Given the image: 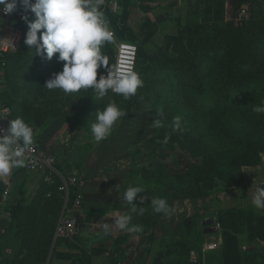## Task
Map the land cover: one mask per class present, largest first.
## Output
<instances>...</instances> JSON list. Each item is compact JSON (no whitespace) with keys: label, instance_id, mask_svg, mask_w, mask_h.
I'll list each match as a JSON object with an SVG mask.
<instances>
[{"label":"rangeland","instance_id":"obj_1","mask_svg":"<svg viewBox=\"0 0 264 264\" xmlns=\"http://www.w3.org/2000/svg\"><path fill=\"white\" fill-rule=\"evenodd\" d=\"M213 2L220 11L211 14L213 30L209 32H203L204 25L197 28L178 21L170 33L161 32L155 23L139 33L128 23L131 9L126 3L116 13L127 19L123 28L129 29L127 39L137 46L135 72L144 82L128 99L110 90L97 98L91 88L68 95L47 89L46 81L62 70L63 63L45 80L26 86L8 59L0 64L7 80L2 97L14 102L32 127L42 121V114L58 121L72 105V124L62 131L75 136H92L96 112L116 103L128 115L98 146L118 139L125 151L129 148L127 155L133 158L130 179L143 182L146 193L165 199L169 207L183 199L199 202L187 212L189 217L180 214L171 222L168 219L169 231L160 233L162 238L156 236V252H163L166 264H264V246L254 255L247 251L264 242V210L252 204L256 188L264 186V113L253 111L264 105V0H253L251 14L242 0ZM112 12H103L110 23ZM255 31L259 44L248 61L233 45L250 39ZM101 52L108 63L107 68L98 69L97 79L107 69L114 73L117 42H105ZM206 52L212 54L200 62L195 70L200 75L193 78L195 71L186 61L193 56L198 60ZM38 96L44 106L41 110L36 106ZM58 100L67 102L66 107L58 109ZM177 116L181 127L174 131L172 122ZM77 119L80 123L74 124ZM155 120L163 126H153ZM13 200L0 203V264H50L64 198L51 195L46 205L24 211ZM161 214L155 211L153 220ZM180 231L184 236L175 235ZM216 236L222 238V247L204 257L201 243ZM232 251L239 255L232 259Z\"/></svg>","mask_w":264,"mask_h":264},{"label":"crops","instance_id":"obj_2","mask_svg":"<svg viewBox=\"0 0 264 264\" xmlns=\"http://www.w3.org/2000/svg\"><path fill=\"white\" fill-rule=\"evenodd\" d=\"M210 1L213 0H102L100 11L103 13L106 9H112L115 13H120L126 3V8L131 9L128 10L130 13L128 23L132 30L143 33L146 26L155 23L161 32L170 33L179 22L183 25L202 23L205 17L210 16L208 9ZM14 26L15 21L7 22L0 12V40L4 36L9 38L10 28ZM35 92L38 94L39 88L36 87ZM40 101L38 96L36 101L38 103L36 106L39 105L38 110L44 108L43 105L40 106ZM66 104L67 102L60 103L58 100L57 108L61 110ZM73 109L72 105H69L63 117L54 122L48 120V115H40L38 111L40 116L36 117L43 118L33 126L36 135L34 145L57 158L56 170L59 173L78 177L83 196V206L76 213L78 226L87 225L104 238L90 250L84 248L83 241L57 240L53 261L50 264H166L161 255L163 252H156L153 242L156 236L162 238L160 233L169 231L172 223L169 224L168 219L171 222L180 214L188 216L187 212L193 210L194 205L199 203L198 200L177 201L169 207L167 213L154 217L153 220L155 206L152 200L160 198L146 193L143 190L145 188L143 182L130 179V170L133 169L131 166L133 158L127 155L130 149L126 148L125 151L124 145L119 143L118 139L98 146V142L92 136H75L71 131H62L65 126L72 124ZM75 121L78 123L74 124H79L81 120ZM49 125L53 126L50 128ZM45 175L44 170L30 172L25 166L12 169L9 175L0 178L3 184L6 182L9 185L7 187L4 184L6 190L9 189V196L3 199V204L14 199L15 205H22L24 207L22 209L25 207L31 209L49 203L51 195L55 197L62 195L65 201L63 215L67 206V196L60 189L46 185ZM130 186L142 188L138 196L143 203L137 204L135 211L132 205L123 199L124 192ZM120 215L131 216L129 227L140 226L142 230L129 232L117 228L114 221ZM105 225L110 230L106 231ZM5 233L3 237L6 236ZM177 234L184 236L181 231L175 233Z\"/></svg>","mask_w":264,"mask_h":264},{"label":"clouds","instance_id":"obj_3","mask_svg":"<svg viewBox=\"0 0 264 264\" xmlns=\"http://www.w3.org/2000/svg\"><path fill=\"white\" fill-rule=\"evenodd\" d=\"M101 3L102 0H0V12L10 14L22 9L26 13L21 17L28 29L24 43L35 50V55L51 60L58 54V61L63 62L62 70L53 73L46 81L47 89H58L68 95L91 88L97 98L105 97L111 90L128 99L143 87L144 82L135 71L114 74L107 69V74L101 73L97 79L98 69L107 68L108 63L102 55L101 46L113 41V33L99 10ZM27 13L34 14L35 19H29ZM253 111L264 113V105L256 106ZM126 115L114 102L97 111L95 122L91 125L93 139L96 142L106 140L114 126ZM152 124L157 128L163 126L159 120ZM180 127V117H174L173 130ZM34 136V128L22 117L9 120L5 134L0 135V177L24 166L29 149L34 144ZM141 192V187L130 186L123 194V199L132 205L133 211L137 204L143 203L138 196ZM152 204L158 213L169 211L163 198L153 199ZM252 204L264 210V186L256 188ZM130 221L131 216L120 215L114 224L120 230L129 232L142 230L140 226L129 227ZM105 229L110 230L107 225Z\"/></svg>","mask_w":264,"mask_h":264},{"label":"built area","instance_id":"obj_4","mask_svg":"<svg viewBox=\"0 0 264 264\" xmlns=\"http://www.w3.org/2000/svg\"><path fill=\"white\" fill-rule=\"evenodd\" d=\"M26 13L23 10H18L14 13L5 14L2 13L3 18L10 22L12 20L15 21V26L10 28L11 36L7 38L4 36L0 40V63L1 58L10 53H14L18 50L21 41L23 39L25 21L21 18ZM30 16V13H27ZM105 19V18H104ZM110 31L113 33V41L117 42V52H116V60L114 67V74H123L131 71H135L136 61L138 49L137 46L128 41H121L117 38V33L112 24L105 19ZM6 88V83L3 78V73L0 71V93L4 91ZM114 95H118L112 92ZM122 96V95H118ZM9 120H12V112L9 108H4L0 105V135L5 134L8 126ZM57 158L55 156L49 155L43 152L38 146L34 145L29 149V152L25 158L24 166L30 172L44 170L46 171L45 182L49 184H54L56 178H59L61 181L60 191L65 192L67 196V206L65 208V212L63 218L57 226L56 230V239L57 240H74V236L78 230V218L76 213H78L83 206V196L80 191V180L77 176L74 175H66L59 173L56 170ZM6 176L0 177L5 178ZM4 184L9 187V185L4 182ZM77 188V197L72 206L69 207V198H70V189ZM9 196V189H7L4 193V199H7ZM217 232H214L215 234ZM223 240L220 237H214L205 244H203L201 248V253L205 257L206 254L216 251L222 247ZM259 246H264V242L259 243ZM195 255V254H193ZM196 257V256H195ZM194 257V258H195ZM205 260V258H204ZM203 260V261H204Z\"/></svg>","mask_w":264,"mask_h":264},{"label":"trees","instance_id":"obj_5","mask_svg":"<svg viewBox=\"0 0 264 264\" xmlns=\"http://www.w3.org/2000/svg\"><path fill=\"white\" fill-rule=\"evenodd\" d=\"M213 1H210L209 5H208V9L210 11V16L205 17V20L201 24H193V25H188V26H196L197 28H200V27H202V25H204L202 27L203 29L205 28L203 30V32H209V31L213 30V26H212L213 24L210 22L211 20H209V18L211 17V14L214 13L213 11H220V8H217V5ZM241 4L243 5V7L247 8V10H246L247 13L251 14L253 12V10H252L253 0H248V1L242 0ZM238 12L239 11H237L236 14ZM29 19H35L34 14L30 13ZM126 21H127V19L125 16L112 12L111 24L116 30L117 38L121 41H128L127 36H126L127 35L126 32L129 29L127 27L123 28V26L126 24ZM27 30H28L27 24H25L23 39L21 41V44H20L18 50L14 53L4 55L1 58V61L4 59H8L9 61H11L16 66L18 77H21L20 79L24 81L26 86H31V85L35 84L36 82H38L39 80L40 81L45 80L47 75L50 74L53 71V69H56L57 66H59L63 62L58 61V59H57L58 54L54 55V57L51 60L41 59L40 56L35 55V50L29 48V46H27L24 43ZM256 34H257V31L254 32L253 37L250 38L251 40L247 39L245 41L236 42V44L233 45L234 47L236 46V48H238L239 52L244 54V58L248 59V61H250L251 55H253V50L259 44L258 42H255V39H254ZM107 43L110 44V42H107ZM211 54H212L211 52L202 53V54H200L198 60H196V57L193 56L192 58H189L186 61V63L190 64L191 67L193 68V70L195 71L196 69H199L200 62L209 58V56H211ZM182 64L181 65L179 64L177 66H182ZM0 66H2V65H0ZM0 69H2V68L0 67ZM199 75H200V72H198L197 74H196V71L192 73L193 78H196L195 76H199ZM171 77L172 76L167 75V78H171ZM3 78H4V81L6 83L7 80H6V75H4V73H3ZM199 89H200L201 93H203L205 91L203 84L201 85V83H200ZM5 92L6 91L4 89V91L0 93V97H2V95L4 96L3 93H5ZM111 93H112V91H111ZM114 96L123 97V96H118V95H114ZM0 103L2 105L6 106L7 108L11 109L12 120L17 118V117H22L23 119L25 118V115H23L22 113L21 114L18 113V110L14 106V102H8L7 103V102H5V100L2 97V100H0ZM130 104L131 105L135 104V101L132 100L130 102ZM45 184L48 185L49 187L55 188L57 190H59V188L62 185L59 178L55 179L54 184H49L46 182H45ZM5 191H6V186L0 180V203L3 202V199H4L3 196H4ZM76 197H77V188L76 187L71 188L70 189V198H69V207L72 206V204L75 202ZM194 201H196V200H194ZM22 210L24 211L25 209H22ZM60 221H59V223H60ZM56 229H57V227H56ZM257 229L259 232L262 231L260 228H257ZM262 237L264 238V234H262ZM201 245H202V243H201ZM201 245H200V250L202 248ZM251 253H252V255H254V254H257L260 252L253 251ZM238 255L239 254L236 252H233V251L230 252V256L232 259ZM204 264H205V262H204Z\"/></svg>","mask_w":264,"mask_h":264},{"label":"water","instance_id":"obj_6","mask_svg":"<svg viewBox=\"0 0 264 264\" xmlns=\"http://www.w3.org/2000/svg\"><path fill=\"white\" fill-rule=\"evenodd\" d=\"M64 215V214H63ZM62 215V218H63ZM61 218V219H62ZM75 242L83 241V246L87 250H90L94 247V245L102 240L104 237L102 235H98L94 230L90 229L87 225L80 224L78 226V231L73 237ZM262 248L260 246H255L248 248V252L257 251L260 252Z\"/></svg>","mask_w":264,"mask_h":264}]
</instances>
